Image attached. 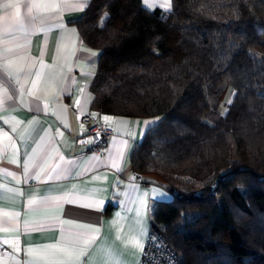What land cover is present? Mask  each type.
<instances>
[{
    "label": "trees",
    "instance_id": "trees-1",
    "mask_svg": "<svg viewBox=\"0 0 264 264\" xmlns=\"http://www.w3.org/2000/svg\"><path fill=\"white\" fill-rule=\"evenodd\" d=\"M76 24L100 52L92 109L160 117L131 164L174 195L152 225L179 263L264 264V0H91Z\"/></svg>",
    "mask_w": 264,
    "mask_h": 264
},
{
    "label": "crops",
    "instance_id": "crops-1",
    "mask_svg": "<svg viewBox=\"0 0 264 264\" xmlns=\"http://www.w3.org/2000/svg\"><path fill=\"white\" fill-rule=\"evenodd\" d=\"M143 3L172 8V0ZM88 5L0 0V264H140L154 206L174 198L131 164L160 117L92 109L100 52L76 24ZM88 112L113 118L103 157L78 143Z\"/></svg>",
    "mask_w": 264,
    "mask_h": 264
},
{
    "label": "built area",
    "instance_id": "built-area-1",
    "mask_svg": "<svg viewBox=\"0 0 264 264\" xmlns=\"http://www.w3.org/2000/svg\"><path fill=\"white\" fill-rule=\"evenodd\" d=\"M80 121L86 126V133L80 136L78 143L97 157H103L114 134V125L92 112L82 114ZM140 264H180L176 251L162 232L153 225L149 230Z\"/></svg>",
    "mask_w": 264,
    "mask_h": 264
},
{
    "label": "snow or ice",
    "instance_id": "snow-or-ice-1",
    "mask_svg": "<svg viewBox=\"0 0 264 264\" xmlns=\"http://www.w3.org/2000/svg\"><path fill=\"white\" fill-rule=\"evenodd\" d=\"M77 3L78 5L81 7V10L83 9V7H86L88 5V3H90V0H77ZM79 103V102H77ZM103 119L105 121H110L112 120L113 118L112 117H108V116H105L103 117ZM154 123V121H151V122H145V130L152 124ZM126 144V142H125ZM122 155V154H121ZM138 243V242H137ZM30 255V253H29ZM26 264H35L34 261H29V262H26ZM106 264H121V262L115 258H112V259H109Z\"/></svg>",
    "mask_w": 264,
    "mask_h": 264
},
{
    "label": "rangeland",
    "instance_id": "rangeland-1",
    "mask_svg": "<svg viewBox=\"0 0 264 264\" xmlns=\"http://www.w3.org/2000/svg\"><path fill=\"white\" fill-rule=\"evenodd\" d=\"M234 96V90L231 87H228L222 97V105H221V111L224 112L227 108V105L231 103L232 98Z\"/></svg>",
    "mask_w": 264,
    "mask_h": 264
}]
</instances>
